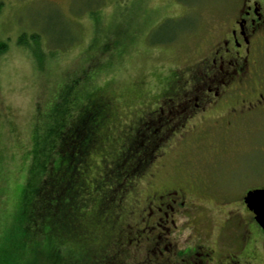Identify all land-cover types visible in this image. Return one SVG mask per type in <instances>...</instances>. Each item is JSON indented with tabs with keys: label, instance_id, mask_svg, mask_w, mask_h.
I'll return each mask as SVG.
<instances>
[{
	"label": "rangeland",
	"instance_id": "374dc122",
	"mask_svg": "<svg viewBox=\"0 0 264 264\" xmlns=\"http://www.w3.org/2000/svg\"><path fill=\"white\" fill-rule=\"evenodd\" d=\"M225 13L226 0H0L7 45L0 55L1 264L105 263L124 241L119 229L133 224L136 201L143 206L167 186L190 192L192 206L175 218L181 243L264 264V232L243 202L246 191L264 188V113L233 127L216 121L208 138L196 135L202 124L199 133L189 127L169 136L158 159L133 170L139 175H131L122 203L115 200L114 187L136 165L135 141L142 140L140 150L150 146L148 113L160 93L180 91L179 76L188 75ZM90 101L103 112L91 122L96 145L77 173H62L76 179L70 220L52 241L30 248L16 228L30 151L36 146L45 161L49 127L73 123L78 116L69 114L87 111ZM143 249L120 253L119 264H137Z\"/></svg>",
	"mask_w": 264,
	"mask_h": 264
},
{
	"label": "flooded vegetation",
	"instance_id": "af4514ba",
	"mask_svg": "<svg viewBox=\"0 0 264 264\" xmlns=\"http://www.w3.org/2000/svg\"><path fill=\"white\" fill-rule=\"evenodd\" d=\"M198 55L188 75L179 76L180 91L160 93L156 107L148 113L151 143L146 156L133 157L136 165L127 168L126 178L117 185L123 186L114 187L118 204L134 185L131 175H139L142 165H150L161 156L159 148L169 136L182 137L189 127L193 128L191 133H199L197 128L202 124L201 133L196 135L208 138L214 133L209 127L216 121L233 127L248 116L264 113V69L260 63L264 55V3L226 0L225 17L214 39ZM136 168L139 170L133 171ZM189 193L185 187L167 186L153 192L143 206L136 201L137 206L130 212L134 214L130 220L133 224L125 223V230L123 226L118 231L124 241L116 246L117 255L102 264H119L120 253L142 246L143 258L137 264H249L239 253L217 256L215 249L203 242H180V223L175 218L192 206Z\"/></svg>",
	"mask_w": 264,
	"mask_h": 264
},
{
	"label": "trees",
	"instance_id": "16d2710c",
	"mask_svg": "<svg viewBox=\"0 0 264 264\" xmlns=\"http://www.w3.org/2000/svg\"><path fill=\"white\" fill-rule=\"evenodd\" d=\"M18 43L27 46L31 54L35 52L25 43L23 37L19 38ZM6 50L7 45L0 42V55ZM95 105H97L96 102L90 101L85 108L87 111L71 112L68 119L72 115L78 116L71 124H63L61 127L52 124L49 127L48 134L45 136L46 142L43 145L48 148L49 153L45 161L36 158V146L33 145L30 151L16 227L20 242L23 241L25 245L29 242V247L37 239L52 241V237L55 236L54 230L66 227L70 220L71 211L67 206L75 198L76 179L67 180L62 173L66 174L67 171H69L68 174L77 173L81 164L88 159L89 151L96 145L91 122L95 123L98 113L102 110L99 108L101 106ZM141 143V139L135 141V147L131 151L135 154L134 157L140 158L147 155L148 148L144 146V149L140 150L143 147ZM59 166L63 167L58 169ZM63 169L64 171L61 172ZM3 264H14V262L8 259Z\"/></svg>",
	"mask_w": 264,
	"mask_h": 264
},
{
	"label": "water",
	"instance_id": "95a60500",
	"mask_svg": "<svg viewBox=\"0 0 264 264\" xmlns=\"http://www.w3.org/2000/svg\"><path fill=\"white\" fill-rule=\"evenodd\" d=\"M243 202L247 210L253 215L256 224L264 232V188L247 192Z\"/></svg>",
	"mask_w": 264,
	"mask_h": 264
},
{
	"label": "snow or ice",
	"instance_id": "6c2138e0",
	"mask_svg": "<svg viewBox=\"0 0 264 264\" xmlns=\"http://www.w3.org/2000/svg\"><path fill=\"white\" fill-rule=\"evenodd\" d=\"M261 3H264V0H260Z\"/></svg>",
	"mask_w": 264,
	"mask_h": 264
}]
</instances>
